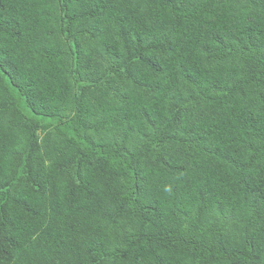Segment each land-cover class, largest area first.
Instances as JSON below:
<instances>
[{"label":"trees","instance_id":"1","mask_svg":"<svg viewBox=\"0 0 264 264\" xmlns=\"http://www.w3.org/2000/svg\"><path fill=\"white\" fill-rule=\"evenodd\" d=\"M0 264H264V0H0Z\"/></svg>","mask_w":264,"mask_h":264}]
</instances>
